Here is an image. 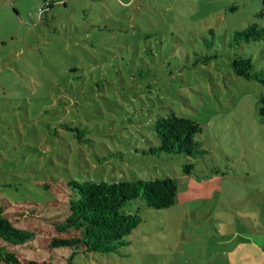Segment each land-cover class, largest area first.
Masks as SVG:
<instances>
[{"label":"rangeland","instance_id":"374dc122","mask_svg":"<svg viewBox=\"0 0 264 264\" xmlns=\"http://www.w3.org/2000/svg\"><path fill=\"white\" fill-rule=\"evenodd\" d=\"M252 22L264 26V0H0V206L35 232L0 245L20 264L261 262L264 83L231 65L240 53L264 68V38L232 44ZM170 111L199 123L196 155L144 152ZM165 176L175 202L128 200L142 220L118 250L49 247L77 233L53 224L70 180Z\"/></svg>","mask_w":264,"mask_h":264},{"label":"trees","instance_id":"16d2710c","mask_svg":"<svg viewBox=\"0 0 264 264\" xmlns=\"http://www.w3.org/2000/svg\"><path fill=\"white\" fill-rule=\"evenodd\" d=\"M59 0H47L48 4ZM264 38V26L252 22L238 29L232 36V44L239 46L244 42ZM231 65L233 70L244 77L256 78L264 83V68L255 70L250 56L235 53ZM259 112L264 114V91L259 96ZM158 142L144 149V152L160 155L162 153L194 156L201 150L195 140L200 131L199 123L191 117L178 115L170 111L158 116L153 122ZM192 162L185 164L184 171L190 173ZM72 194L66 204L67 214L62 219L53 220L58 231L77 233L68 236H52L49 247L71 246L83 251L110 252L128 243L126 236L136 227L142 218L138 212H127L124 204L140 197L146 204L155 207H167L175 202L178 181L175 177L165 176L152 179L125 180H70ZM31 229L15 225L4 214L0 206V238L12 244H20L34 238ZM0 263L20 264L21 259L14 251L0 245ZM30 264H38L29 260ZM45 264H54L47 262ZM67 264H73L72 256ZM264 264V261H263Z\"/></svg>","mask_w":264,"mask_h":264},{"label":"crops","instance_id":"0c3cea01","mask_svg":"<svg viewBox=\"0 0 264 264\" xmlns=\"http://www.w3.org/2000/svg\"><path fill=\"white\" fill-rule=\"evenodd\" d=\"M264 261V257L262 258L261 262H259L258 264H263Z\"/></svg>","mask_w":264,"mask_h":264}]
</instances>
